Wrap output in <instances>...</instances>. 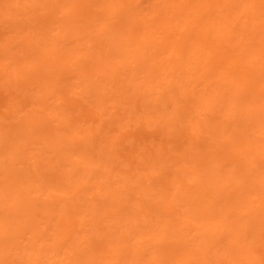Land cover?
Returning <instances> with one entry per match:
<instances>
[{"label": "bare ground", "instance_id": "obj_1", "mask_svg": "<svg viewBox=\"0 0 264 264\" xmlns=\"http://www.w3.org/2000/svg\"><path fill=\"white\" fill-rule=\"evenodd\" d=\"M38 1L0 0V264H264V0Z\"/></svg>", "mask_w": 264, "mask_h": 264}, {"label": "rangeland", "instance_id": "obj_2", "mask_svg": "<svg viewBox=\"0 0 264 264\" xmlns=\"http://www.w3.org/2000/svg\"><path fill=\"white\" fill-rule=\"evenodd\" d=\"M42 1H44V0H39L38 4H42ZM47 1H49L47 3V5L44 8L38 9L37 10L38 12L36 13V15H38L40 13L41 16L42 15L49 16L51 18V19H49V22H52L55 20V17L59 16V14H60V12H59L60 6L59 5L61 3L59 0H47ZM148 1H150V0H146L144 4H146ZM18 2H19V0H10V12L11 11L15 12L17 17L21 16L20 11H16V10L12 9V6L18 5ZM57 9H58V12L55 13ZM16 19L22 20L23 22L18 23L16 21ZM9 24H10V28L8 27ZM24 24L25 23H24L23 18H15L14 20H12L10 22L0 21V44L2 42V39L3 40L6 39L5 42L8 39H10V56H9L10 62L13 60V57L15 56L16 52H22L23 53L22 58L24 56V52H27V51L22 50V45L20 42V35L21 34L18 32L20 27H21L20 31H22V26H24ZM47 40L48 39H46L44 42L50 43V42H46ZM29 60H31V62H33V63L35 62V61H33V56ZM22 62H24V61H22ZM24 64H26V63H24ZM252 93H254V90L252 91ZM209 253L213 254L214 252H209Z\"/></svg>", "mask_w": 264, "mask_h": 264}]
</instances>
